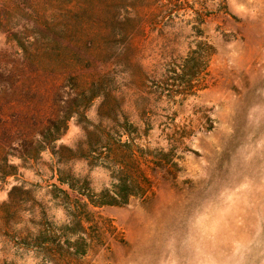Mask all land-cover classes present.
Returning <instances> with one entry per match:
<instances>
[{
    "label": "rangeland",
    "instance_id": "1",
    "mask_svg": "<svg viewBox=\"0 0 264 264\" xmlns=\"http://www.w3.org/2000/svg\"><path fill=\"white\" fill-rule=\"evenodd\" d=\"M161 1L168 0H27L35 12L13 29L32 34H19L26 50L0 32V178L11 171L5 158L16 167L0 180V191L25 181L36 197L43 193L38 199L61 225L67 220H57L53 209L60 206L48 194L60 185L59 169L88 178L96 192L112 181L109 171L84 158L96 141L87 130L114 126L123 141L135 137L143 151L168 153L169 129H162L176 113V123L192 131L167 157L174 163L152 170V162H142L153 192L96 208L125 241L91 251L81 264H196L198 256L264 264V0H243L249 12L242 16L229 0H180L173 14L162 11ZM196 11L209 14L200 27L216 48L208 87L185 98L154 92L164 63L204 39L193 29ZM52 28L71 34L47 41L31 31ZM110 87L120 109L114 121L100 116ZM95 93L103 99L92 120L86 113ZM74 115L85 138H73L74 147L57 144ZM221 192L235 193L234 206L214 233L202 235L193 216ZM28 253L0 237V264H26Z\"/></svg>",
    "mask_w": 264,
    "mask_h": 264
},
{
    "label": "trees",
    "instance_id": "2",
    "mask_svg": "<svg viewBox=\"0 0 264 264\" xmlns=\"http://www.w3.org/2000/svg\"><path fill=\"white\" fill-rule=\"evenodd\" d=\"M179 2L180 0L161 1L159 7L162 11L173 14L180 8ZM30 12H35V7L29 6L27 0H0V32H6L8 37L17 41L24 50L25 43L21 42L19 34H22L23 38L32 34L19 30L15 32L13 29L23 19L26 20ZM196 13L197 24L193 29L196 36L204 39L197 41L196 46L191 48L186 56L180 59L171 56L170 60L164 63V72L161 74L164 79L155 83L154 92L167 89L170 98L173 99L177 95L185 98L208 87L210 63L216 48L206 38L204 28L200 27L207 21L209 14L203 11ZM31 31L35 36H43L47 41L67 39L71 34L67 28ZM98 95L93 94V98ZM104 98V111L100 112V116L114 121L120 109L114 105L115 97L111 87L104 92ZM174 116L170 117L169 123L162 129H169L166 135L172 147L168 153L143 151V148L135 143V137L123 141L121 130L114 126L107 129L100 124L95 126L94 130H87L88 135L95 137L96 141L89 143L88 154L84 158L90 166H101L109 171L112 179L110 186L96 192L88 178L76 177L59 169L57 179L60 185L53 183L48 194L51 201L62 207L67 215V221L60 225L51 219L48 214L49 206L36 197L33 188L27 187L25 181L20 185H13L7 200L0 203V237L13 244L17 250L32 251L45 264H81L82 258L91 251L110 249L112 242H124V234L118 226L96 208L124 206L133 198L145 199L153 192L152 178L142 167V162L148 165L152 162V170L174 163L172 158L167 157H174V150L184 143L192 131L188 124L176 123V113ZM112 133L116 134L115 137ZM127 133L130 135L131 132ZM8 161L9 159L5 158L11 171L5 172L0 180L16 173V167ZM25 212L29 213L27 219L23 215Z\"/></svg>",
    "mask_w": 264,
    "mask_h": 264
},
{
    "label": "clouds",
    "instance_id": "3",
    "mask_svg": "<svg viewBox=\"0 0 264 264\" xmlns=\"http://www.w3.org/2000/svg\"><path fill=\"white\" fill-rule=\"evenodd\" d=\"M229 5L232 10L237 15H244L249 12V9L246 7L243 0H229ZM103 97H97L94 99L92 107L87 111L86 116L89 119L94 120L96 117V107L99 105ZM77 117L74 115L68 122L69 128L68 131L57 140V144H65L69 147H74L72 140L73 138L81 139L85 138V133L83 129L75 123ZM47 156V154H46ZM12 163L19 164V159L14 158ZM82 163V162H81ZM81 163H77L76 167L80 168ZM27 178L32 179V173H27ZM118 182V181H117ZM11 188V184L7 185L5 190L0 191V201H4L7 199V191ZM43 195V193H39L37 198ZM47 199V198H46ZM236 201L235 193L229 192H221L219 193L214 200L206 203L200 209H198L192 219L193 228L202 235H207L214 233L221 223L224 222L225 217L232 210L234 203ZM53 211L56 214V218L58 221H66L67 217L65 216L64 209L62 207L55 208ZM25 219L29 216V213H23ZM26 264H38V259L34 258L33 253L29 252L25 257ZM196 264H216V261L212 259L211 256H203L197 257Z\"/></svg>",
    "mask_w": 264,
    "mask_h": 264
}]
</instances>
